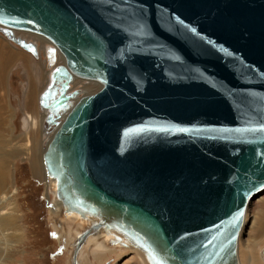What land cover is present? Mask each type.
<instances>
[{
	"label": "water",
	"instance_id": "95a60500",
	"mask_svg": "<svg viewBox=\"0 0 264 264\" xmlns=\"http://www.w3.org/2000/svg\"><path fill=\"white\" fill-rule=\"evenodd\" d=\"M14 28L64 56L39 104L49 205L84 220L72 264L100 230L149 264H236L264 188V0H0V31L38 54Z\"/></svg>",
	"mask_w": 264,
	"mask_h": 264
},
{
	"label": "rangeland",
	"instance_id": "374dc122",
	"mask_svg": "<svg viewBox=\"0 0 264 264\" xmlns=\"http://www.w3.org/2000/svg\"><path fill=\"white\" fill-rule=\"evenodd\" d=\"M15 33L36 40L39 56L19 48L0 32V139L4 142L0 143V264H72L73 243L63 242L62 233L67 230L64 217L59 208L49 205L53 192L48 187L42 161L45 144L38 97L47 83V53L41 46L43 43L48 46L50 41L28 31L16 30ZM12 53L15 59L7 62ZM56 60L57 53L53 63ZM53 63L49 62L47 66ZM73 84L83 92H90L101 85L86 78H78ZM28 115L38 124L34 129L29 126V119L26 121ZM35 160L37 171L33 165ZM246 214L240 233V262L264 264L261 255L260 259L257 257L264 247V188L251 197ZM54 228L58 230L57 235L53 233ZM70 230L75 237L76 230ZM99 234L94 231L92 235L95 236L84 240V247L77 253L76 264H81L84 254L92 264H98L93 251L110 250L89 249L94 245V237L102 239ZM120 251L111 253L100 264H135L132 262L135 255L140 261L136 251L123 249L119 255Z\"/></svg>",
	"mask_w": 264,
	"mask_h": 264
},
{
	"label": "bare ground",
	"instance_id": "6f19581e",
	"mask_svg": "<svg viewBox=\"0 0 264 264\" xmlns=\"http://www.w3.org/2000/svg\"><path fill=\"white\" fill-rule=\"evenodd\" d=\"M28 31V32H31V33H35V34H37V35H40V36H43V37H45L48 41H50L51 42V40L48 38V37H46L45 35H43L42 33H39V32H36V31H32V30H28V29H15L14 28V31ZM1 32V31H0ZM2 33V32H1ZM8 40H10L12 43H14V44H16L19 48H23L25 51H27V52H29L30 54H33L31 51H28V49H26V48H24V47H22V46H20L16 41H14V40H12L11 38H9L8 36H6L4 33H2ZM22 36H24V34H22ZM33 37V36H32ZM35 37V36H34ZM43 37H42V39H43ZM26 38H29V37H27L26 36ZM38 38V37H37ZM33 39V38H32ZM39 39V38H38ZM40 40V39H39ZM42 41H45L44 39L42 40ZM42 48H44V51H46L47 50V45L46 46H44V43L42 44V46H41ZM8 54V53H7ZM35 57H38L39 56V47H38V54H33ZM38 55V56H37ZM6 56H4V58H5ZM15 59V54L13 55V53L10 55V57L8 56V59H7V62L8 61H11V60H14ZM61 61V62H64V56H63V54H62V52H60V51H57V60H56V62H59V61ZM47 63H48V58L45 60V67H46V70H47V82L49 81V73H50V69H51V67L50 66H47ZM78 78H80V79H82V78H84V77H79V76H74V78H73V80H72V85L74 86V82H75V80L76 79H78ZM85 79V78H84ZM86 80H90V81H98L97 79H94V78H86ZM98 82H100V81H98ZM101 83V82H100ZM79 90H81V89H79ZM81 92H83L82 90H81ZM80 95V93H78V94H76L75 96H73L74 97V99H76V98H78V96ZM38 102H39V97H38ZM39 107H40V109H41V114H42V116H41V120H42V131H43V136H44V143H46L47 141H48V139L51 137V135H52V130H54V126H52V128L51 129H49V130H47L46 129V123H45V116H46V114H47V109L45 108V107H42L40 104H39ZM62 116L64 115V113L63 114H61ZM24 117L25 116H23L22 117V121H24ZM28 118H27V122H28V119H29V121H30V123H29V126H31L33 129H34V127H36L38 124L35 122V120H33V118H32V116H27ZM33 131V130H32ZM1 138V137H0ZM3 141L0 139V143H2ZM4 143V142H3ZM46 145V144H45ZM3 147V146H2ZM1 147V148H2ZM33 165H34V168H35V171H37L38 170V165H37V162H36V160L35 161H33ZM46 177H47V175H46ZM1 178V177H0ZM47 181H48V185H49V179L47 178ZM262 193V192H261ZM260 193V194H261ZM251 199V198H250ZM250 199H249V201H250ZM249 201H248V203H249ZM248 203H247V206H246V208H245V212H244V216H243V222H242V225H241V227H240V229H239V233H238V237H237V245H236V260H237V263L236 264H241V262H240V259H241V257H240V248H239V245H240V233H241V230H242V228H243V225H244V222H245V219H246V212H247V207H248ZM63 215V214H62ZM77 214H71V215H69V216H67L66 218L64 217L63 219L65 220V223H66V227H67V230H65V232L64 233H62L63 234V238H64V240H63V242L64 243H66V242H69L70 241V243H73L74 244V242H75V237H73V235L71 234V230L70 229H74V231H75V235H76V233L80 230V228H82L83 226H82V224L84 223V220L83 219H81V218H78V216H76ZM78 219V220H77ZM86 222V221H85ZM261 223H263V222H261ZM259 224H260V222H259ZM5 225V224H4ZM82 226V227H81ZM1 227H2V225H1ZM261 229H262V226H261ZM98 233H100L99 235H102V239H100L99 237H94V239L92 240V244H94L93 245V247H89V249L91 248H98V249H101V250H108V249H110V250H108V252H104V251H93V253H92V255H93V258L95 259V261L98 263V264H100L101 262H104L106 259H108L109 258V256H110V254L111 253H116L117 251H118V249H120L121 251L119 252L120 254L119 255H121L124 251H122L123 249H131V250H134V251H136V253L140 256V261H138L137 260V258H135L136 257V255H135V257H133V260L134 261H132V262H135V264H149V262H148V260L146 259V257H145V255H144V251L140 248V247H138V246H136V245H134V244H131V243H124V242H112V241H109V238H110V234L109 233H105L104 231H102V230H100V231H98ZM93 236H95V235H92V233H90V234H88L87 235V237H86V239H88V238H90V237H93ZM73 237V238H72ZM85 239V240H86ZM84 243H85V241L79 246V248H78V251H79V249L80 248H82V247H84ZM78 251H77V253H78ZM259 254V255H258ZM261 255V257H262V259L264 260V247H262L261 249H260V251L257 253V257L259 258V256ZM135 258V259H134ZM254 258V257H253ZM255 259V258H254ZM260 259V258H259ZM138 262H140V263H138ZM69 263V262H68ZM81 264H92V262L89 260V257L86 255V254H84V256H82V258H81ZM248 264H250V263H248ZM252 264V263H251Z\"/></svg>",
	"mask_w": 264,
	"mask_h": 264
},
{
	"label": "flooded vegetation",
	"instance_id": "af4514ba",
	"mask_svg": "<svg viewBox=\"0 0 264 264\" xmlns=\"http://www.w3.org/2000/svg\"><path fill=\"white\" fill-rule=\"evenodd\" d=\"M41 49H43V50H44V48H42V47H41Z\"/></svg>",
	"mask_w": 264,
	"mask_h": 264
}]
</instances>
